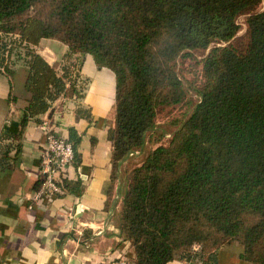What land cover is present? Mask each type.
Wrapping results in <instances>:
<instances>
[{"label": "trees", "instance_id": "obj_1", "mask_svg": "<svg viewBox=\"0 0 264 264\" xmlns=\"http://www.w3.org/2000/svg\"><path fill=\"white\" fill-rule=\"evenodd\" d=\"M262 0H0V69L22 49L31 94L21 126L40 123L77 79L59 75L33 48L55 39L91 56L115 80L112 144L116 166L140 151L157 109L184 100L172 63L206 50L204 85L188 119L166 147L153 150L121 182L119 234L132 264L174 259L216 264L219 249L238 243L241 259L264 264V11ZM246 16L248 44L229 45ZM13 34L18 41L6 40ZM66 58L68 68L81 59ZM65 67H63L64 69ZM1 71V70H0ZM81 90V89H80ZM6 151L0 171L9 169ZM66 189L70 184L65 182ZM196 249V250H195Z\"/></svg>", "mask_w": 264, "mask_h": 264}, {"label": "crops", "instance_id": "obj_2", "mask_svg": "<svg viewBox=\"0 0 264 264\" xmlns=\"http://www.w3.org/2000/svg\"><path fill=\"white\" fill-rule=\"evenodd\" d=\"M33 50L59 75L66 69L71 77L76 72L83 85L79 95L66 85V92L39 117L49 121L56 136L74 144L75 158L65 197L28 209L25 199L40 182L44 135L34 121L21 126L31 94L25 87L27 67L17 58L23 57V50H13L11 67L0 71V154L6 151L11 165L0 171V264H99L121 256L132 261L129 243L119 234L121 182L113 177L107 136L114 124V75L98 68L91 56L69 54L55 39H41ZM66 58L81 59L79 68H68ZM77 205L83 211L74 214ZM242 252L236 242L224 246L216 254V264H250L241 259ZM167 264L202 263L177 258Z\"/></svg>", "mask_w": 264, "mask_h": 264}, {"label": "rangeland", "instance_id": "obj_3", "mask_svg": "<svg viewBox=\"0 0 264 264\" xmlns=\"http://www.w3.org/2000/svg\"><path fill=\"white\" fill-rule=\"evenodd\" d=\"M245 22L246 16L238 19L240 31L235 39L228 43L239 51L244 50L248 44ZM212 47L214 46L211 45L206 50L187 51L172 63V69L181 83L184 100L179 104L167 105L157 109L155 127L146 134L142 149L128 155L117 163L116 175L120 182L123 183L124 179L134 168L142 165L149 153L159 146L166 147L173 133L188 119L199 100L198 93L205 81L203 76V61Z\"/></svg>", "mask_w": 264, "mask_h": 264}, {"label": "built area", "instance_id": "obj_4", "mask_svg": "<svg viewBox=\"0 0 264 264\" xmlns=\"http://www.w3.org/2000/svg\"><path fill=\"white\" fill-rule=\"evenodd\" d=\"M4 38L6 40L18 41V36L13 34H8ZM7 67H11V57L8 60ZM0 70L3 71V69ZM76 75L75 72L74 76L70 77L76 79ZM37 128L44 135V145L40 153L38 169L40 182L37 190L27 200L25 199L28 203V209H33L35 204L40 202L44 203L56 198L65 197L67 194L65 182L68 181L69 177L68 169L73 165L75 158L74 144L68 139L56 136L48 120H42L37 125ZM82 211L83 208L77 205L74 214L81 213ZM99 264H132V261L121 256L116 260Z\"/></svg>", "mask_w": 264, "mask_h": 264}]
</instances>
